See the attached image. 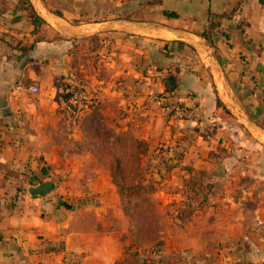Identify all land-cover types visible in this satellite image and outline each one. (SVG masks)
Masks as SVG:
<instances>
[{
  "label": "crops",
  "instance_id": "0c3cea01",
  "mask_svg": "<svg viewBox=\"0 0 264 264\" xmlns=\"http://www.w3.org/2000/svg\"><path fill=\"white\" fill-rule=\"evenodd\" d=\"M62 77L84 89V105L73 102L81 114L100 110L114 136L143 142L138 158L164 143L183 174L203 179L187 255L264 264V0H0V263L127 264L122 233L105 228L118 200L95 217L57 214L49 198L27 195L37 165L25 171L29 154L9 145L14 81ZM176 103L192 115L166 116ZM111 173L93 166L88 188L109 198Z\"/></svg>",
  "mask_w": 264,
  "mask_h": 264
},
{
  "label": "rangeland",
  "instance_id": "374dc122",
  "mask_svg": "<svg viewBox=\"0 0 264 264\" xmlns=\"http://www.w3.org/2000/svg\"><path fill=\"white\" fill-rule=\"evenodd\" d=\"M73 85L70 78L63 77L14 81L21 93L15 90L9 105V145L17 142L29 154L25 171L30 165H37L39 176L32 173L29 179H34L33 183L52 182L53 191L45 198L65 218L76 210L95 217V209L107 199L111 203L114 196L118 209L110 208L111 217L105 228L122 233L127 264H153L158 255L175 264H197L187 255L185 245L197 242L194 217L199 213L195 209L203 191L195 197L190 190L199 189L203 179L199 180L196 174L192 180L183 174L180 153L170 154L164 143L153 146L146 157L138 158L136 152L141 147L131 141L130 132L114 136L100 110H92L88 116L81 114L83 107L76 108L73 102L84 105L86 100L75 98ZM32 86L38 88V93L29 92ZM45 100L49 106L43 110ZM165 115L170 117L166 112ZM93 153L98 157L94 159ZM99 164L105 170L111 168V175L115 176L113 179L109 175V198L88 188L95 179L91 170ZM135 186L143 188L141 195L133 193ZM22 193L26 195V190ZM143 200L152 205L147 206ZM191 211L194 213L188 216ZM166 250L168 256L163 254Z\"/></svg>",
  "mask_w": 264,
  "mask_h": 264
},
{
  "label": "trees",
  "instance_id": "16d2710c",
  "mask_svg": "<svg viewBox=\"0 0 264 264\" xmlns=\"http://www.w3.org/2000/svg\"><path fill=\"white\" fill-rule=\"evenodd\" d=\"M23 4H27V2H26V3L24 2ZM29 8H30V7L28 6V9H29ZM233 13H234V11H232V12H231L230 14H228V15H216V16H212V15L209 14V17H211V18H214V17H215V18H217V19H224V18L229 19V18H231V17L233 16ZM168 16L171 17V18H175V17H177V16L174 15V14H169ZM30 17H31V20H32V23H33L34 26H37L38 23L41 22V20H40L38 17H36L35 14H34L32 11H30ZM214 26H218V24H217V23H216V24H211V26L209 27V30H208V31H211V29H212ZM208 31H207V32H204V33L202 34V37H205V38L209 39ZM72 88H73V91H74L73 94H76L77 92H81V89H80V88H77V86H74V85H73ZM171 89H173V86H172L171 88H169V90H171ZM73 94H72V95H73ZM72 97H73V96H72ZM75 102L78 103L77 100H76ZM171 106H173V107H179V108H181V109H183V110H189V109H190L189 107H187V106H185V105H183V104H181V103L171 104ZM137 146H138V147H141V151H142V152H145V151L147 150V148H146V146L143 144V142L137 143ZM116 164H117L118 166H120V162H117ZM111 177H113V179L115 178L114 175H111ZM142 192H143V188H142L141 186H138V187L135 186V187L133 188V193H136V194H138V195H141ZM190 192H191L192 195L195 196V197H197V194L199 195V193H198V191L196 190V188L191 189ZM205 196H206V194H204V196H203V200H205ZM143 202H144V204H146L147 206H151V205H152V204L149 203L147 200H143ZM203 202H204V201H203ZM188 207L190 208V204H188ZM200 208H201L200 205H198L197 208H196L195 210H199ZM125 211H128V209H125ZM193 213H194V211H191V213L188 214V216H191ZM133 217H134V216H133ZM182 222H183V221H182ZM182 224H184V222H183ZM158 245H161V242H159ZM152 262L155 263V264H175V263H174L173 261H171L170 259L166 260V259L162 258V257L159 256V255H158L157 260L152 261Z\"/></svg>",
  "mask_w": 264,
  "mask_h": 264
},
{
  "label": "water",
  "instance_id": "95a60500",
  "mask_svg": "<svg viewBox=\"0 0 264 264\" xmlns=\"http://www.w3.org/2000/svg\"><path fill=\"white\" fill-rule=\"evenodd\" d=\"M53 191L52 182L49 180L43 181L36 186H30L27 189V195L29 197L45 198Z\"/></svg>",
  "mask_w": 264,
  "mask_h": 264
},
{
  "label": "built area",
  "instance_id": "2783aa9c",
  "mask_svg": "<svg viewBox=\"0 0 264 264\" xmlns=\"http://www.w3.org/2000/svg\"><path fill=\"white\" fill-rule=\"evenodd\" d=\"M29 92L31 94H36L38 93V88L36 86H32L29 88ZM164 111L170 114L169 116L174 119H184L192 115V110H183L179 107H173L171 105L165 106Z\"/></svg>",
  "mask_w": 264,
  "mask_h": 264
}]
</instances>
